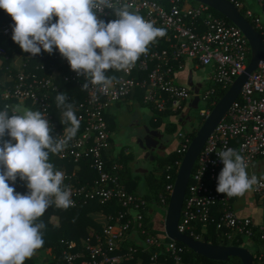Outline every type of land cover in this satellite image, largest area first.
Instances as JSON below:
<instances>
[{
    "label": "built area",
    "instance_id": "2783aa9c",
    "mask_svg": "<svg viewBox=\"0 0 264 264\" xmlns=\"http://www.w3.org/2000/svg\"><path fill=\"white\" fill-rule=\"evenodd\" d=\"M229 1L255 22L264 41V21L247 9L244 2ZM118 2L122 4L125 0ZM128 2L133 5L132 11L165 30L166 34L160 40L166 47L154 46L148 50L128 73L110 71L108 75L115 76L116 81L107 95L92 88L82 90L85 77L71 70L58 49L51 55L42 50L36 57L24 53L12 39L14 21L0 9V36L21 50L17 54L0 49V74H3L0 83L4 86L5 106L20 102L35 107L45 114L52 126L51 134L57 138L68 125L58 130L55 97L58 93L76 97L74 111L80 121L79 131L65 151L55 155L74 166L70 175L66 169L62 170L64 183L72 190V208H77L81 202L104 206L114 201L121 207L115 218H108L101 233H91L82 241L83 249L71 243L63 253L64 264H125L135 261L140 252L149 254L151 264H167L169 258L174 264H184L185 246L171 240L165 231V217L176 179L172 175L167 177L169 183L150 208L144 196L130 193L119 177L108 169L109 152L115 158L120 157L115 154L108 116L113 107L139 97L159 115L183 118L189 115L198 98L197 109L202 102L206 105L199 112L204 121L218 103L215 99L219 93L231 88L251 59V46L242 30L235 25H226L206 5L187 6L186 1V6L180 7L172 1L173 5L167 9L153 0ZM258 3L264 11V0H258ZM97 15L106 23L116 19L113 11L107 8ZM14 55L19 60L17 64ZM189 61L198 69H208L205 79L190 87L175 80L177 71ZM178 139V151L185 154L192 139L187 133H180ZM226 148L237 150L245 159L249 176L258 178L259 184L249 191L264 206V186H261L264 185V59L249 76L239 98L201 151L178 226L181 233L199 241H205L203 234L210 226H215L221 245L248 249L253 254L254 264H264V224L258 225L250 217L239 216L233 208L234 197L229 198L216 190L218 176L224 167L217 153ZM86 160L90 161V169L97 176L82 185L79 175ZM114 168L121 170L123 166L116 161ZM17 181L15 184L8 181L16 192L21 184L19 177ZM155 209L160 210L162 216L159 229L154 220L150 225L145 221L147 213L155 216ZM198 225L201 232L197 230ZM253 244L258 250L247 246Z\"/></svg>",
    "mask_w": 264,
    "mask_h": 264
},
{
    "label": "clouds",
    "instance_id": "9594fccd",
    "mask_svg": "<svg viewBox=\"0 0 264 264\" xmlns=\"http://www.w3.org/2000/svg\"><path fill=\"white\" fill-rule=\"evenodd\" d=\"M106 8L116 17L107 23L97 15ZM132 8L128 0H0V9L14 21L12 39L24 53L36 57L42 50L51 55L58 49L71 70L85 77L82 90L105 95L116 81L108 73L130 72L166 34ZM67 101L64 93L55 97L61 123L68 125L57 138L41 111L20 105L0 110V264H25L44 246L41 218L47 209L74 205L64 173L50 163V155L62 154L79 131L80 121ZM217 155L224 165L218 193L239 197L259 184L237 150L226 148ZM18 177L27 183V194L8 183L15 184Z\"/></svg>",
    "mask_w": 264,
    "mask_h": 264
},
{
    "label": "trees",
    "instance_id": "16d2710c",
    "mask_svg": "<svg viewBox=\"0 0 264 264\" xmlns=\"http://www.w3.org/2000/svg\"><path fill=\"white\" fill-rule=\"evenodd\" d=\"M153 1L169 9L173 5L172 1H175L176 5L180 7H185L186 1L188 0H153ZM237 1L243 2L244 0H237ZM190 2L193 4H198L191 0ZM211 12L214 14L215 17L223 21L226 25H233L228 19H226L225 17H223L213 9H211ZM240 12L244 17H246L244 10L241 9ZM246 18L254 27H256L255 22L251 18L248 17ZM1 24H3V22ZM154 46H157L158 48H164L166 47V44L163 41H161L160 38H158L155 43L149 46V50L153 49ZM0 49H5L10 52L9 47L6 46V42L1 38H0ZM3 92H4V86L2 85V83H0V110H3L5 104L7 103V101H4L2 97ZM226 93H227L226 90L221 91L215 100L219 101ZM67 97H68V101H67L68 103H71L73 106L77 103L76 97H69L68 95ZM79 100L81 101V98ZM28 108H30L31 110H37L35 107L32 106H28ZM154 116L157 120L162 119V115H159L156 112L154 113ZM56 118H57L56 123L58 130H61L65 125L61 123V118H62L61 109L57 107H56ZM173 118H177V117L173 116ZM157 120L156 122H158ZM184 121L185 118L182 120V122H180L179 120L175 123H169L167 129L168 133L173 134L177 132V126H179V124L184 123ZM158 123H160V121ZM202 123H203V119H201L199 126ZM112 129H114V126L111 127V130ZM197 131L198 128H195L191 132H187V136L193 139ZM4 139L7 140L10 138L6 135ZM184 155H185L184 153H180L178 151V148H176L167 156L157 159L159 165L156 167V169L151 172H147L145 174L147 192L144 198L147 199V201L149 202V208L152 207V203L158 200L159 195L164 192L167 184L169 183L167 177L169 175H172L173 179L174 180L176 179L179 169L178 163L182 162ZM119 156H120L119 158H115L109 152L107 156L108 169L119 177L120 182L127 187L130 193L137 194L136 193L137 180L132 178V174H131L132 172H131V168L128 166V161L122 157V154ZM116 161H118L123 166V169L117 170L114 168V164ZM50 163H52L55 169L59 171L66 169V172L69 175L72 174L73 172L72 169L74 166L71 162H68L66 160L65 161L59 160L55 157V155H50ZM81 170L82 171L79 175V178H80V183L82 185L92 182L97 176L96 172L90 169L89 160H86L82 164ZM15 183H18V181H16ZM19 184L20 187L17 193L27 194L28 193V190L26 188L27 183L21 180ZM64 185H66V182L64 183ZM93 208L103 213V215L107 216L108 218H115L117 216V213L121 209L120 204L117 201H114L111 204L104 206H101L99 204L96 205V204L81 202L77 208L70 207L68 209H59L55 207V205H52L47 209L46 213L41 218L42 222L46 225V227L42 230L44 237V246L41 249H39L37 252L45 250L47 248L51 249V253L54 256V258L52 259V261H50V264H64L65 258L63 253L64 251L69 249V245L71 243L74 242L78 245L79 249H83L82 241L90 236L91 231L89 229L91 227L95 229L96 233L102 232L104 225H102L101 223H97L96 220H94L90 214V211ZM147 214L148 215L145 221L147 225L148 224L150 225L154 220V217L152 216V213L151 214L147 213ZM55 215L58 216L59 218V222H60L59 226L52 224L50 221L51 218ZM197 230H199V232L202 231L200 225L197 226ZM203 239L214 245L223 244L221 243V241H219L217 237L215 226H210L208 228V231L203 234ZM185 250L186 253L184 256V261H185L184 264H242L241 260L236 257L230 258L227 262H219L198 255L186 247ZM164 257L168 258L166 256ZM25 264H34V263L31 260H26ZM125 264H151L150 256L147 253L140 252L135 261H131ZM167 264H174L173 259L171 258L167 259Z\"/></svg>",
    "mask_w": 264,
    "mask_h": 264
},
{
    "label": "water",
    "instance_id": "95a60500",
    "mask_svg": "<svg viewBox=\"0 0 264 264\" xmlns=\"http://www.w3.org/2000/svg\"><path fill=\"white\" fill-rule=\"evenodd\" d=\"M191 1L210 7L228 19L233 25L240 28L249 41L252 54L245 72L236 79L231 88L212 109L210 115L198 127V131L183 157L167 208L165 231L171 240L183 244L194 253L210 260L227 262L230 258L236 257L241 260L242 264H254L253 254L248 249L238 246L214 245L205 241L195 240L181 233L178 228L190 178L201 151L218 124L227 115L232 104L239 98L249 76L257 69L259 62L264 59V41L261 34L232 2L229 0ZM198 101V98H196L192 104L195 110L198 108ZM186 117L184 116L183 119ZM152 133L153 131L145 128L147 138H152ZM139 140L142 147L145 146L150 149L146 139Z\"/></svg>",
    "mask_w": 264,
    "mask_h": 264
},
{
    "label": "crops",
    "instance_id": "0c3cea01",
    "mask_svg": "<svg viewBox=\"0 0 264 264\" xmlns=\"http://www.w3.org/2000/svg\"><path fill=\"white\" fill-rule=\"evenodd\" d=\"M243 2H244L245 7L247 9L253 11L256 16H259L261 18V20L264 21V11L261 8V6L259 5L258 0H244ZM0 38L6 42V46L9 47L10 52L12 51V52H16L18 54L17 51H15L13 48H10L12 46V44L15 45L13 42L7 41L5 38H2L1 36H0ZM14 57H15V58H13V60H15L14 63L17 64L19 62V60L16 58L15 55H14ZM196 70H201L202 73H204V75H197ZM205 72L207 74L208 70L205 71V69H198L195 67V64L193 62L189 61L184 65V67H182V69L177 71V73L175 75V80L179 84L190 87L193 85H197L202 80H204L205 76H206ZM1 79H3V74L2 75L0 74V80ZM22 107H24V106H22ZM134 107H140V108L145 107L146 109L148 108L150 111H152L148 106L143 104L142 100L139 97H134V98L128 99L124 103H120L119 105L113 107L109 113L108 120H109L110 126L111 127L114 126V129H112V133H113L112 142H113V145L115 146L114 148H116L115 154L118 155L121 153L122 157L128 161V166L131 168V172H132L131 173L132 178L136 180L139 173H135L132 170V167H131L132 164L130 163L131 157H128L129 151H130L128 144H132V143L134 144L135 143V146H136L137 144H139L138 143L139 139L144 138L145 133L143 135H141V134H139V132H137L138 131L137 129L135 130V128L139 127V126H141V127L147 126L148 127L147 129L154 131V132L160 131L162 133L163 132L168 133V131H167L168 124L166 126L164 125V127H165L164 128L163 126H161V120L162 119L158 120V122L160 121V123H158V122H156L157 119L155 118V116L152 115L150 117L149 121H150V124H154V126H156V128L153 129V128H151L150 124H147L145 122H141L139 118L142 116L138 115L135 117V119L129 120V124L131 125V128L127 131L128 135H127V138L124 139V141H123V139L118 140V139L114 138V134L117 133V131L120 129V125L118 126V121H120V119L118 117L114 116V112L119 113L123 109L131 111ZM26 108H28V107H26ZM140 113H141V115H145L142 112H140ZM154 113L155 112H153V114ZM179 120H180V122L182 121V119H179ZM179 120H176V119L172 120V123H175ZM156 123H158V124H156ZM122 125H124L123 122H122ZM157 126L162 127V129H160V127L157 128ZM181 133H184V132H181ZM163 135H165V134H163ZM178 141H179V139H177V145L175 148H173L174 150L179 145ZM166 144L167 145L170 144L169 140H167V139L165 142H163V145L165 146V150H163L164 153H166V151H167L166 150V147H167ZM121 148H123V151H121ZM139 148H141V147L139 146ZM146 159H149V158H146ZM60 171H62V170H60ZM145 172H147V170L140 171V173L143 174L144 176L146 174ZM136 183H137L136 193L141 195V196H145L147 191H145V192L139 191L138 181ZM233 208L235 209L236 213L239 216L250 217L258 225L264 224V206L258 202V200L255 198V196L251 193V191H247L243 196L234 197L233 198ZM159 213H160V210L155 209L154 223H155L156 227H158L159 221L162 220V216ZM90 214H91L92 218L94 220H96L97 223H101L102 225L108 223V220H109L108 217L103 215V213L97 211L96 209H94V208L91 209ZM56 218L59 221V218L56 215L52 217V220L56 219ZM157 229H159V227ZM89 230L91 231L90 234L96 233L95 229H93L92 227ZM253 246H254V250H258L257 245L253 244ZM47 249H45V250H47ZM42 251L36 252V254L29 260H31L34 264H44V260H42L40 257ZM48 264H50V262Z\"/></svg>",
    "mask_w": 264,
    "mask_h": 264
},
{
    "label": "rangeland",
    "instance_id": "374dc122",
    "mask_svg": "<svg viewBox=\"0 0 264 264\" xmlns=\"http://www.w3.org/2000/svg\"><path fill=\"white\" fill-rule=\"evenodd\" d=\"M191 5H196L190 2V0L187 1V6H191ZM13 48L15 51H17L18 53H21V50L16 46L13 45L10 47ZM202 69V68H201ZM208 69H205V71H207ZM197 75H204V73H202L201 70H196ZM206 74V72H205ZM177 82V81H176ZM178 83V82H177ZM24 103H18L16 105H20V106H24V107H28L27 105H23ZM15 105V106H16ZM206 107V105L202 102L200 105V108L195 110L192 108L191 112L189 113V115L185 118L184 123L179 124V126H177V132L173 133V134H169L166 132H163V134H165V137L167 140H169V145H167L166 147V153H164L163 151L158 153V151H155L153 153V155L155 157H159L158 159H160L161 157H165L167 156L170 152H172L177 145V139H178V134L180 132H191L192 130H194L195 128L199 127V123L201 121V118L199 116V112L200 110H203ZM144 113L145 115H141V113ZM142 116L140 117V121L141 122H145L147 124H150V117L153 114L152 111H150L148 108L146 109L145 107H134L131 111L128 110H122L119 113L118 112H114V116L118 117L120 119V121H118V126L120 125V129L117 131V133L114 134V138L121 140L126 139L127 138V131L131 128V125L129 124V120L130 119H135L136 116ZM142 118V119H141ZM176 120H178V117L175 118ZM173 118V116L171 115H162V120H161V126L164 127V125L166 126L169 123H172V120H175ZM179 119H181V117H179ZM158 121V120H157ZM122 122L124 125H122ZM120 123V124H119ZM151 128H156V126H154V124H150ZM160 126H157V128ZM145 128H148L147 126H139L136 127L135 130L137 129L139 132V134L143 135L145 133ZM165 128V127H164ZM160 129H162V127H160ZM113 137V136H112ZM10 138V137H9ZM179 142V141H178ZM14 143V141H13ZM129 146V155L128 157H131L130 159V163L132 164V170L135 173H139L138 177L136 178V180L138 181V187H139V191L145 192L147 191V186H146V182H145V176L143 174L140 173V171L142 170H147V172H151L153 170L156 169V167L159 165L158 160L157 159H146L145 157V152H146V147H142L140 144H137L135 146V143L133 144H128ZM135 146V147H134ZM139 146L141 148H139ZM173 149V150H172ZM171 150V151H170ZM123 151V148H122ZM64 173V171H62ZM145 172V173H147ZM65 175V174H64ZM51 223L54 225L59 226V221L56 219L51 218ZM56 221V222H55ZM251 250H254V246H250L247 245ZM41 259L44 260V264H48L50 261H52V259L54 258V256L51 253V249H47V250H43L41 253Z\"/></svg>",
    "mask_w": 264,
    "mask_h": 264
},
{
    "label": "flooded vegetation",
    "instance_id": "af4514ba",
    "mask_svg": "<svg viewBox=\"0 0 264 264\" xmlns=\"http://www.w3.org/2000/svg\"><path fill=\"white\" fill-rule=\"evenodd\" d=\"M143 139H146L148 142V145L150 146V149H146L145 152V157L149 158V159H158L157 157H155L153 155V153L155 151H158V153L162 152L163 150H165V146L163 145V142L166 141V137L165 135H163L162 132H154L152 133V138H147L146 135L144 136ZM138 143L140 144V140L138 141Z\"/></svg>",
    "mask_w": 264,
    "mask_h": 264
}]
</instances>
